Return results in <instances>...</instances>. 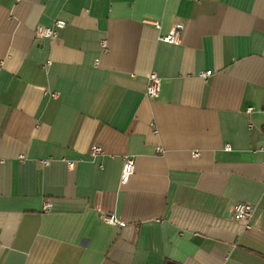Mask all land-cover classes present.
I'll return each instance as SVG.
<instances>
[{
  "label": "crops",
  "instance_id": "1",
  "mask_svg": "<svg viewBox=\"0 0 264 264\" xmlns=\"http://www.w3.org/2000/svg\"><path fill=\"white\" fill-rule=\"evenodd\" d=\"M263 158L264 0H0V264H264Z\"/></svg>",
  "mask_w": 264,
  "mask_h": 264
},
{
  "label": "built area",
  "instance_id": "2",
  "mask_svg": "<svg viewBox=\"0 0 264 264\" xmlns=\"http://www.w3.org/2000/svg\"><path fill=\"white\" fill-rule=\"evenodd\" d=\"M66 21L63 19H57L54 23V26H44V25H39L36 29V39H42V38H51V37H55L57 36V31L55 29V27H59V28H63L66 26ZM156 25L159 27V23H156ZM184 25L182 23H177L175 25H173L169 32L162 36L161 38L165 41L168 42H179L180 40V35L182 32ZM212 74V71L208 70V71H204L201 73V76L206 78L209 75ZM161 86H162V79L161 77L158 75L157 72H152L149 75V83H148V87H147V91L146 94L148 97L150 98H156L158 97V95L160 94L161 91ZM55 95V93H54ZM227 148H230V145L226 146ZM158 150L162 151L161 147H158ZM102 152L101 147H94L91 154L92 155H96ZM196 155L198 153H195ZM43 163H48V160H43ZM263 166H264V158H263ZM69 167L73 168L74 167V163L72 161H69ZM136 169V165H135V161L132 157L128 156L124 159V163H123V167H122V172H121V183L125 184L127 183L131 176L133 175V173L135 172ZM52 206L51 201L46 200L44 202V210H49ZM253 211H254V207L253 205L249 204V203H245V202H239L237 203V205L235 206V217L237 219H244V220H250V218L253 215ZM103 218L106 222L114 224L117 223V219L115 218V216L113 215H109V214H105L103 215ZM248 226V225H247Z\"/></svg>",
  "mask_w": 264,
  "mask_h": 264
}]
</instances>
